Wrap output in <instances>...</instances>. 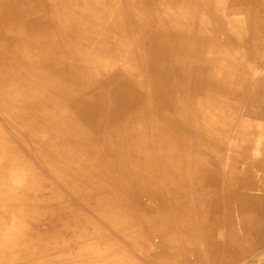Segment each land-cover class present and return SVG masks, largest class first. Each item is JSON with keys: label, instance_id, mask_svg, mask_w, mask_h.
<instances>
[{"label": "bare ground", "instance_id": "bare-ground-1", "mask_svg": "<svg viewBox=\"0 0 264 264\" xmlns=\"http://www.w3.org/2000/svg\"><path fill=\"white\" fill-rule=\"evenodd\" d=\"M255 10L0 0V264H262Z\"/></svg>", "mask_w": 264, "mask_h": 264}, {"label": "rangeland", "instance_id": "rangeland-1", "mask_svg": "<svg viewBox=\"0 0 264 264\" xmlns=\"http://www.w3.org/2000/svg\"><path fill=\"white\" fill-rule=\"evenodd\" d=\"M255 3H256V10H255L256 14L259 15L260 23H262V24L259 25V26H261V28L259 27V30L262 29L261 31L264 33V8H263L264 7V0H249V4H255ZM239 18L242 19L241 16H239ZM260 59L262 60V62H264V50H263V53H262ZM261 66H262L261 68L256 70L257 71V75H260V73H262V71L264 70V63ZM252 194L255 195L254 192H252ZM262 264H264V259L262 260Z\"/></svg>", "mask_w": 264, "mask_h": 264}]
</instances>
